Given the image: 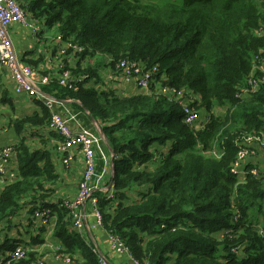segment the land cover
I'll return each instance as SVG.
<instances>
[{
    "label": "trees",
    "instance_id": "1",
    "mask_svg": "<svg viewBox=\"0 0 264 264\" xmlns=\"http://www.w3.org/2000/svg\"><path fill=\"white\" fill-rule=\"evenodd\" d=\"M15 1L55 36L83 48L68 49L63 68L57 66L58 74L81 79L76 89L59 86L56 75L41 92L69 100L101 124L113 156L114 198L96 194L105 231L119 236L141 264H264V155L245 163L260 171L258 177L237 184L230 173L237 140L264 134V86L236 98L255 56H264V0ZM97 54L109 58L104 66L113 70L121 59L157 67L159 85L180 92L209 123L187 125L180 99L170 92L102 90L101 65L92 63ZM117 80L123 81L119 75L103 84ZM36 102L38 111L9 119L8 127L30 139L36 134L45 146L57 135L49 129V110ZM168 144V151L159 150ZM11 147L16 177L0 188V255L21 246L28 251L15 264H65L64 258L66 264H98L97 252L54 197V152L32 148L23 137ZM38 208L51 210L49 229L32 218ZM42 245L46 249L38 250Z\"/></svg>",
    "mask_w": 264,
    "mask_h": 264
},
{
    "label": "built area",
    "instance_id": "2",
    "mask_svg": "<svg viewBox=\"0 0 264 264\" xmlns=\"http://www.w3.org/2000/svg\"><path fill=\"white\" fill-rule=\"evenodd\" d=\"M15 24L26 26L32 33L39 31V28L28 22L26 12L19 6L15 0H0V71L7 69L14 83V93L16 95L28 96L32 100L43 103L51 114L49 129L54 132L59 141L56 145V151L60 156L61 166L67 168L76 157L79 156L83 167L81 176L78 182V188L75 197L72 200L63 201L62 204L69 210L71 219L74 223V228L80 232L84 227L88 228L87 220L93 219L90 225L94 228L104 229L102 212L99 208V197L95 194L100 191L106 200H112L114 193L112 192V181L106 183L104 173H97L95 158L98 153H101V145L104 137L96 135L92 131L80 126L77 129L70 127L69 121L74 120L72 114L65 106L62 107V113L54 111V105L57 101L45 95L40 91L37 83L33 80L34 72L29 67L20 62L16 57L13 43L9 36V29ZM56 43L62 45L58 49L56 61L61 68L65 52L70 49L73 52H81L82 47L74 44L71 40L64 41L61 36H55ZM107 61H110L107 58ZM121 79L125 83H130L141 92L151 94L153 89L161 94L172 93L177 100L181 98V93L172 89L161 87L157 77V67H146L141 63H136L128 59H121L115 64ZM264 73V56H255L252 72L244 82V86L236 93V98L242 99L250 94H253L260 86H264V76H255L256 73ZM54 79L43 77L41 83H51ZM81 81L79 78L71 76L69 72H62L57 83L60 86H67L69 89H76V85ZM157 88V90H156ZM184 113V122L196 129H203L208 123L209 118L200 119L199 116L190 108L184 101L180 99ZM184 104V106H183ZM237 151L235 159L230 167V173L237 180V184H243L247 176L258 177L261 173L257 168H247L245 163L248 159H256L260 155H264V134L261 137L255 135H246L237 140ZM202 152V150H201ZM203 153V152H202ZM221 152L212 151L215 158H219ZM13 148L4 146L0 147V188L4 187L16 177V170L13 166ZM113 159V156H112ZM32 218L41 226H47L53 220V215L48 208H38L33 211ZM105 230V229H104ZM48 231L46 235H50ZM110 251L123 255L126 261L121 264H141L129 251L124 241L117 235L107 232ZM264 235V232L260 230ZM47 241V239H46ZM56 252L59 249L48 244ZM28 249L24 247H16L5 256L0 255V264H15L24 259ZM57 259V258H56ZM64 262L69 263L67 258ZM42 263V262H41ZM98 264H109L107 260L98 254Z\"/></svg>",
    "mask_w": 264,
    "mask_h": 264
},
{
    "label": "crops",
    "instance_id": "3",
    "mask_svg": "<svg viewBox=\"0 0 264 264\" xmlns=\"http://www.w3.org/2000/svg\"><path fill=\"white\" fill-rule=\"evenodd\" d=\"M21 2V0H19ZM29 1V0H28ZM27 2V1H26ZM28 22L32 25H35L34 23L39 22L36 19H34L33 15L31 13L27 12ZM47 29L50 30V35H45L47 32ZM56 31L53 28L45 27L43 24L42 26H39V31L36 33H32L26 26L22 24H15L9 29V36L11 38V41L13 43V47L16 53V57L20 60L21 63H28V66L30 65V68L33 70V80L37 83L38 88L40 91L44 88L50 85V83L42 84V78L43 77H55L56 75H60L57 72L58 69V63L56 61V55L57 51L56 49L53 50V47L55 44H58L55 42ZM60 46H58L59 48ZM53 50V51H52ZM56 52V53H54ZM109 62L107 59H104L101 61V63L104 65H107L106 63ZM81 63V62H80ZM93 63V61H92ZM100 64L101 67L102 64ZM69 65H76L75 61H73L72 57H69L68 59ZM108 75V74H107ZM53 79V78H52ZM115 79V77H114ZM112 87L118 86L117 88L120 89L123 94H129L135 92V88L130 83H125L124 81L117 80L115 83L112 82ZM59 85V84H58ZM60 86V85H59ZM49 87V86H48ZM10 95L13 96V103L19 104L22 108L23 112L15 114L14 111L11 109L12 107V100L10 98ZM57 104L54 105V111L57 113H62V107L65 106L72 114H74V120L69 121L70 127L73 129H77L78 127L82 126L96 135H100L104 137L102 130H101V124L97 121L91 119L88 117V115L84 111L76 110L69 100H56ZM37 103L36 100L30 99L28 96L24 95H16L14 93V83L11 79V76L7 69H2L0 71V108H4L7 106V109L9 111L8 114H6V117L8 119L11 118H18L23 117L26 115H30L35 111H38V106L35 104ZM28 106H33L32 108H27ZM28 109V111L26 110ZM0 115H5L2 112H0ZM47 133L50 135V131L46 129ZM3 132H6V136L3 139H0V147L4 146H11V144L14 143V141H18L20 138H25L26 143L28 146L32 148H48L52 150L53 153V162L56 167V173L58 174L57 182L54 186L55 192L54 197L55 199H60L63 201L72 200L77 192L78 188V182L79 178L81 176L83 167L81 164V160L78 157L75 158V160L67 167L64 168L61 166L60 162V156L58 152L56 151V145L59 141V137L52 138L51 140L48 139V142L45 146H42L39 141V137L35 134V136L31 137V139L26 137L25 133H16L13 129L8 127V121L5 125L2 126V130L0 131V134ZM45 134V133H44ZM19 135V136H18ZM25 135V136H24ZM50 137V136H49ZM10 138L9 140H6ZM45 138L47 139V134L45 135ZM44 138V139H45ZM105 138V137H104ZM101 153H98L97 155V162H96V169L97 173H104V180H106V183L110 181L111 179V173H112V153L109 150V147L107 145L106 139L103 140L101 145ZM171 147L170 144L166 145L164 148H160L159 150L161 152H165L166 150ZM257 160H254L252 158L248 159L246 161L247 164H256ZM155 164V163H154ZM104 182L102 185V189H104ZM101 189V190H102ZM100 190V191H101ZM100 191H97L95 194H99L100 197H103V194L100 193ZM138 195V194H136ZM138 197V196H137ZM134 199L136 197L134 196ZM28 218V216H25V219ZM93 223V219L89 218L87 220V226L88 228L84 227L79 233L82 234V237L85 241V243L94 248L95 252L97 254L102 255L109 264H121L126 261V258L123 255L114 253L110 251L109 249V241L107 238V233L104 229L100 228H94L90 226ZM54 224V219L52 220V226ZM49 229V227H48ZM45 237L48 241L49 236L45 234ZM44 238V237H43ZM46 249L45 245H42L39 247L38 250H44ZM44 255H46V251L42 252ZM52 258L48 255L46 258H44L45 261H50ZM54 263L57 264V262L54 261Z\"/></svg>",
    "mask_w": 264,
    "mask_h": 264
},
{
    "label": "rangeland",
    "instance_id": "4",
    "mask_svg": "<svg viewBox=\"0 0 264 264\" xmlns=\"http://www.w3.org/2000/svg\"><path fill=\"white\" fill-rule=\"evenodd\" d=\"M152 1H154V0H152ZM35 24V26H37L38 28H39V26H42V22L40 23V21L39 22H36V23H34ZM45 35H50V30L49 29H47V32L45 33ZM104 59V55H102V54H97L95 57H94V60H93V63L94 64H97V63H101V61ZM102 64V63H101ZM102 66H103V64H102ZM97 73L99 74V78H100V80H101V82H99L98 83V85H101L100 87H101V89L102 90H109L107 87H109V86H111L112 87V84H111V82L110 83H107V84H103V82L106 80V79H108V81L110 80V79H114V77H117V76H119V74H118V71L116 70V68H115V66H114V70H113V67L112 66H108V67H106V66H103V67H100L99 69H98V71H97ZM108 74V75H107ZM106 75L108 76V78L106 77ZM115 83V82H114ZM99 87V86H98ZM156 90H157V88H156ZM121 90L119 89L117 92H116V94L118 95V94H121L122 95V92H120ZM10 98H11V100H12V102H11V104H12V107H11V109L14 111V113L15 114H17V113H20V112H23L22 111V108H21V106L19 105V104H14L13 103V96L12 95H10ZM33 106H28L27 108H32ZM26 108V110L28 111V109ZM175 109V108H174ZM0 112H2L3 114H5V115H0V131L2 130V126L3 125H5L6 124V122L7 121H9V119L6 117V114H8L9 113V111H8V109H7V106H5L4 108H0ZM205 117V116H204ZM4 137H7L6 136V132H3L2 134H0V139H3ZM10 138H8V139H6V140H9ZM8 147H11V146H8ZM95 162H97V158H95ZM261 170H264L263 168L261 169ZM135 189L134 190H132V191H130V193H129V195L130 196H133L134 194H135ZM104 197V196H103ZM25 216H27V214H25ZM23 230L22 229H20V230H18V231H14V233H15V237H21V236H19V235H17V234H23Z\"/></svg>",
    "mask_w": 264,
    "mask_h": 264
}]
</instances>
